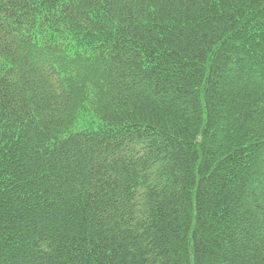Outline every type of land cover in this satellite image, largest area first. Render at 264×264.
I'll use <instances>...</instances> for the list:
<instances>
[{
  "label": "trees",
  "instance_id": "trees-1",
  "mask_svg": "<svg viewBox=\"0 0 264 264\" xmlns=\"http://www.w3.org/2000/svg\"><path fill=\"white\" fill-rule=\"evenodd\" d=\"M0 264H264V0H0Z\"/></svg>",
  "mask_w": 264,
  "mask_h": 264
}]
</instances>
